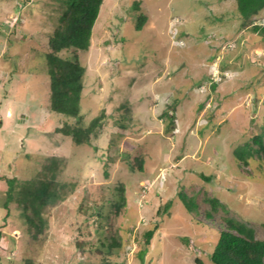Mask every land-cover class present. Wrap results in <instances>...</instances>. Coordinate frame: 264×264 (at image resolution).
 Here are the masks:
<instances>
[{
	"label": "rangeland",
	"instance_id": "374dc122",
	"mask_svg": "<svg viewBox=\"0 0 264 264\" xmlns=\"http://www.w3.org/2000/svg\"><path fill=\"white\" fill-rule=\"evenodd\" d=\"M58 5L0 0V264H100L86 210L117 182L125 200L108 219L121 241L110 264H197L195 257L212 264L228 213L218 208L205 221V194L264 237V166L254 159L243 170L235 156L264 116V38L243 27L236 1L102 0L89 47L78 53L85 66L79 112L84 125L101 109L105 116L90 144L80 146L54 131L74 119L48 108L44 55ZM140 14L146 19L136 30ZM251 21H264V6ZM174 102L171 129L160 113ZM119 103L128 108L116 110ZM124 152L141 155L142 171L129 168ZM105 153L113 158L107 167ZM48 157L64 163L55 178L74 185L43 209L41 230L29 229L15 205L6 215L3 178L34 176ZM213 158L223 163L219 175ZM183 187L197 211L176 197ZM168 198L175 202L160 216L158 204ZM158 221L162 232L141 262L142 233Z\"/></svg>",
	"mask_w": 264,
	"mask_h": 264
},
{
	"label": "trees",
	"instance_id": "16d2710c",
	"mask_svg": "<svg viewBox=\"0 0 264 264\" xmlns=\"http://www.w3.org/2000/svg\"><path fill=\"white\" fill-rule=\"evenodd\" d=\"M57 1H59L60 12L55 27L47 39L49 51L44 55L48 72V108L50 111L74 119V123L64 120L61 125L54 127V131L70 138L73 146H80L90 144L91 137L96 136L98 130L103 126L102 119L105 116L103 109H101L99 114L84 125L79 112L85 66L80 62L78 53L79 51H86L89 47L92 28L99 14L102 0ZM235 1L243 27L250 26L253 32L264 38V21L260 23L251 21V18L257 15L264 6V0ZM138 4V1H133L131 6L133 9H138ZM145 19L143 14L137 16L136 30L142 28ZM176 35V38H179L180 30ZM62 52H67V54L62 55ZM176 105V102L168 103L167 108L160 113V118L163 119L166 116L170 118L171 129L174 124L173 114L176 111ZM122 107L126 108V105L119 103L116 110L123 109ZM123 117L124 114H121V118ZM119 126L123 127L124 125L120 122ZM255 126V133L250 136L242 148L235 152L238 166H242L243 170L244 165L249 164L250 160L254 159L261 162L259 166H264V116L257 117ZM105 154L107 161L104 167H107L108 162L113 161V158L109 153ZM123 157L127 158L128 162H126L131 170L142 171L141 155L138 152L134 154L124 152ZM239 161L243 164L241 165ZM62 165L64 166V163H61L58 157H48L42 164V168L34 176L24 179L4 176L6 189L3 206L6 209V215L9 213L11 204H13L21 210L24 222L29 229L34 227L41 230L44 224L43 209L54 205L61 199L62 191L74 185L73 183L67 185L55 178ZM104 173L107 174V171L104 170ZM107 190L109 193L107 197L102 198L98 203L95 201L86 210L90 216L94 217V230L96 232L94 246L100 255V264H110L112 257L109 255L116 252L120 245V237L110 234L107 224L112 212H119L125 200L121 182L107 185ZM176 197L179 198L184 209L192 211V208H196V203L191 195H188L183 189L177 191ZM203 201L209 205V209L205 211L206 220H209L213 213L218 211V208L228 213L223 217V228L219 230L214 248L210 253L211 263L264 264V237H256L254 224L232 214L225 203L216 197L205 194ZM174 202L172 198L166 199L160 205L158 204L156 212L163 216L168 212L170 206H173ZM159 226L160 222L158 221L151 228L143 231L142 244L137 251L141 262H143L144 255L148 252L156 234L162 232ZM262 227L264 229V220ZM78 245L80 248L83 246L81 242H78ZM194 261L197 264H203L198 257H195Z\"/></svg>",
	"mask_w": 264,
	"mask_h": 264
},
{
	"label": "crops",
	"instance_id": "0c3cea01",
	"mask_svg": "<svg viewBox=\"0 0 264 264\" xmlns=\"http://www.w3.org/2000/svg\"><path fill=\"white\" fill-rule=\"evenodd\" d=\"M173 129V128H172ZM172 136V135H171ZM167 158H169V157H167ZM177 158V157H176ZM213 160L216 162V168H217V170H218V173H217V175H219L220 174V172L222 171V169H221V165H223V163L221 164V162L220 163H218V161L215 159V158H213ZM167 160H165L164 162H166ZM163 164L164 163H162V166H163ZM168 164H170L169 166H170V168H171V165H175V163H173V162H170V163H168ZM212 166H215V165H212ZM189 186V185H188ZM187 187V186H186ZM183 190H185L186 191V189H185V187H183Z\"/></svg>",
	"mask_w": 264,
	"mask_h": 264
},
{
	"label": "clouds",
	"instance_id": "9594fccd",
	"mask_svg": "<svg viewBox=\"0 0 264 264\" xmlns=\"http://www.w3.org/2000/svg\"><path fill=\"white\" fill-rule=\"evenodd\" d=\"M224 75H225V73H223ZM226 76V75H225ZM158 175V177H159V175L160 174H157ZM179 191V190H178ZM185 191V190H184ZM188 195H191V194H189L187 191H185ZM179 199V198H178ZM203 200V199H202ZM194 202H195V199H194ZM196 203V202H195ZM207 203V202H206ZM197 207H198V205H197V203H196V211H197ZM186 209V208H185ZM203 219L206 221V217L204 216L203 217Z\"/></svg>",
	"mask_w": 264,
	"mask_h": 264
},
{
	"label": "bare ground",
	"instance_id": "6f19581e",
	"mask_svg": "<svg viewBox=\"0 0 264 264\" xmlns=\"http://www.w3.org/2000/svg\"><path fill=\"white\" fill-rule=\"evenodd\" d=\"M209 220H211V218L209 219ZM207 221V220H206ZM210 222V221H209Z\"/></svg>",
	"mask_w": 264,
	"mask_h": 264
}]
</instances>
